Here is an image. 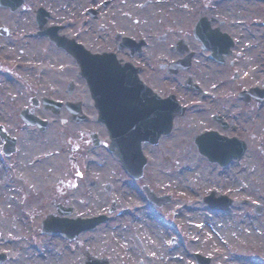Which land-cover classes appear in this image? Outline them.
Returning <instances> with one entry per match:
<instances>
[{
    "label": "rangeland",
    "instance_id": "374dc122",
    "mask_svg": "<svg viewBox=\"0 0 264 264\" xmlns=\"http://www.w3.org/2000/svg\"><path fill=\"white\" fill-rule=\"evenodd\" d=\"M50 1L52 4L46 3V0H23L22 7L13 13L0 6V23L13 21L16 27L28 26L32 12L40 5L50 11L49 21L59 18L68 21V10L75 11L87 2L94 3L89 0ZM207 1L194 0L188 8L181 9L183 16L189 21L199 13V9L209 13L205 4L210 6L212 2ZM217 4L220 11L221 5H232L231 16L236 17L233 20L237 22L227 27L235 30L236 26V31L242 32L238 38L240 44L249 38L259 45L254 53L249 54L246 46L237 44L235 50L240 49L241 52L240 72L246 77L241 75L233 81L241 85L243 78H247L245 80L250 82L264 83V36L259 28L254 39L250 35L260 22L255 17L251 20L255 21L251 24L253 29L247 27L248 19L257 12L245 8L247 3L244 0H222ZM29 6L32 8L29 9ZM192 10L194 14L188 12ZM5 51L0 52V66L5 67L3 64H6L10 71L0 73V122L19 137L20 155L17 158L5 157L1 153L0 140V174H5L0 184V251L7 254V259L1 264H82L87 253L105 256L112 264H195L192 251L209 256L210 264H264L261 235L254 240L259 246L249 245L254 237L247 231L225 234L226 240L222 239L218 246H213L209 243V233L202 230L201 224L188 220L187 215L181 221L177 217L187 206L188 210L200 209L205 215L222 213L226 225H235L247 219L261 226L264 233V148L258 152L249 151L243 158L220 168L200 156L193 144V134L207 123L203 124L200 120L178 123L169 139L165 138L161 144L151 146L147 151L148 163L142 180L151 184L158 193L171 194L169 202L156 206L143 194L138 185L141 179L132 180L108 156L85 152L77 155L74 150H69L72 130L64 121V111L43 132L20 120L16 113L23 104L28 106L29 103L23 100L25 89L20 80L18 82L20 71L14 67L16 59L6 57ZM12 62L11 66L8 65ZM237 63L232 65V69L239 68ZM226 66L202 58L199 70L217 76L223 74L221 70ZM8 78L12 80L7 83ZM227 92H231L228 87ZM239 103H230L231 111L240 112ZM38 112L43 116L49 114L41 109ZM244 121L241 117L236 120L240 126ZM70 154L76 156L71 165L67 163ZM248 157L254 165L246 171L244 180L242 170ZM106 182L112 185L109 193L103 188ZM185 188L194 194L192 200L180 194V189ZM211 189L216 193L227 192L235 201L226 210L210 209L201 197ZM241 197L248 198L249 203H242ZM113 201L114 210L109 212ZM56 202L70 205L71 216L85 217L107 212L108 219L82 231L73 239H66L60 233H41L40 220L48 212H56ZM254 202L263 205L260 214L253 212ZM183 228H188V231ZM44 250L51 251L54 261L48 263L46 257L40 258ZM30 255H33L32 259H29ZM147 255L152 258L150 261L146 260ZM224 257H229L230 262L224 263Z\"/></svg>",
    "mask_w": 264,
    "mask_h": 264
},
{
    "label": "flooded vegetation",
    "instance_id": "af4514ba",
    "mask_svg": "<svg viewBox=\"0 0 264 264\" xmlns=\"http://www.w3.org/2000/svg\"><path fill=\"white\" fill-rule=\"evenodd\" d=\"M92 1L98 4L95 12L85 3L75 11L68 10V21L59 23L58 33L68 40L67 47L58 45L45 34H37L35 21H29L28 26L21 28L13 21L3 22L8 29L5 34L0 30V52L6 49V57L17 61L18 82L20 80L25 89L23 100L29 103V111L39 113L41 109L49 113L48 116L53 117L48 119L49 126L59 116H53L45 108L42 98L50 96L61 103L60 112L64 111V121L72 130L69 150H74L77 155L90 151L116 157L114 150L120 145L111 142L107 125L135 123L142 118L137 115L143 112L137 113L132 107L152 104L154 97L162 101L170 96L183 106L182 113L173 118L174 125L184 124L186 120L205 122L207 124L199 131L212 129L222 140L237 138L243 144L242 156L264 148V133H258L264 132V98L258 100L253 95L240 98L237 93L240 88L263 83L243 78L244 83L239 85L233 81L239 78L238 72L235 76L231 73L236 61L241 67L240 52L235 50V45L242 35L236 26L235 30L227 27L237 22L231 16V4L221 5V11L217 3L205 4L209 13L199 9V13L187 21L181 9L194 3L189 0H174L170 8L166 6L168 0ZM244 1L247 3L245 8L257 12L248 19V29H253L251 24L255 21L251 20L256 17L260 22L256 29L259 28L264 36V0ZM188 12L194 14V10ZM198 22L223 33L216 40H231L229 52L222 61L212 57L209 47H202L203 41L213 37H200L195 29ZM98 54L107 59L100 61L95 58ZM76 55L84 57L81 64ZM202 58L227 64L221 70L223 74L213 76L210 72H201ZM184 59L188 60L186 65L182 63ZM109 71L114 72L116 79L107 78L104 82L93 77L92 89L90 74ZM137 79L140 81L138 88ZM227 87L231 91L229 94ZM238 101L241 111H231L229 104ZM74 106L78 109L75 112L71 109ZM149 114L152 115V111ZM240 117L246 120L241 126L236 122ZM121 129L118 132L125 131ZM142 148L150 149L151 144L143 142ZM19 155L16 152L7 156L17 158ZM69 159L75 160L76 156L70 154Z\"/></svg>",
    "mask_w": 264,
    "mask_h": 264
},
{
    "label": "water",
    "instance_id": "95a60500",
    "mask_svg": "<svg viewBox=\"0 0 264 264\" xmlns=\"http://www.w3.org/2000/svg\"><path fill=\"white\" fill-rule=\"evenodd\" d=\"M22 0H0V4L2 5H8L11 9H15ZM46 14V11L39 7L37 9V21L39 25L41 26L44 23V15ZM6 27L0 26V30H5ZM55 27H50L46 30H44L46 33L50 35V37H53L59 44L65 45L66 42L64 40V37L56 35L55 33ZM43 30L41 32H44ZM200 36H203L204 33L201 32L199 34ZM229 44L226 43V47ZM220 49H224L219 47ZM217 48V49H219ZM96 56V55H95ZM104 56V55H103ZM95 58H101L100 61L106 60L107 57H99L96 56ZM112 71L109 72H97L98 76L100 78H107L110 76ZM94 75V73H92ZM91 74V77H93ZM115 77H112V80H114ZM139 83H137V88L139 87ZM242 93V92H241ZM252 93V92H251ZM258 96L263 95L264 90L257 91L255 89V92ZM150 108L153 112V117L149 120L148 123H138L136 125H133V127L129 130L127 128V141L130 143L129 148L127 151H122L120 154V159L124 165V167L133 175V176H139L142 174V167L146 161L145 157L142 155L140 150V142L142 140H151L156 141L158 135L161 132H168L171 128V119L174 113L177 110V106L174 104V100L164 99L162 101H159L155 97L153 98V103L151 104ZM163 108L164 114H160L159 111ZM28 121L30 122H38L40 127H44L46 121L45 120H39L35 119L33 117L30 118V116H25ZM213 133H204L201 134V136H195V142L198 145V148L200 152L206 154L209 159L213 160H219L221 163L227 162L230 158L235 156L234 153H230L228 155H221L217 152H215V146L214 144H217L214 139H216L213 135ZM0 135L5 138L4 132L0 131ZM7 147L12 148L14 144L13 139H9L7 141ZM211 144H213V148L211 149ZM240 151L236 153V155H240ZM110 186L106 184V188L108 189ZM148 197L152 199L157 204H162L163 202L167 201L170 197L169 195H163V196H157L154 194L153 191L149 190L148 188H144ZM221 198V199H220ZM206 202L212 206V207H226L230 203V199L225 197L224 195L219 198H214L212 195L207 196ZM262 208L261 204H257L255 211L260 212ZM58 211L60 213H68L70 211V208H64L62 206L58 207ZM106 219V215L100 214L98 216H92V217H85V218H67V217H58L53 214H48L46 217L42 220V231L43 232H62L67 237H73L76 234H78L80 231L91 228L95 226L98 222ZM197 259V264H208L209 258L202 256L200 254L195 253L194 254ZM5 258L4 253H0V262ZM84 264H110L107 260V258H96L93 256L88 255L87 258L84 261Z\"/></svg>",
    "mask_w": 264,
    "mask_h": 264
},
{
    "label": "bare ground",
    "instance_id": "6f19581e",
    "mask_svg": "<svg viewBox=\"0 0 264 264\" xmlns=\"http://www.w3.org/2000/svg\"><path fill=\"white\" fill-rule=\"evenodd\" d=\"M44 1L45 0H41ZM174 0H168L166 6L167 8H170L173 6V2ZM191 2H194V0H189ZM46 3H51L50 0H46ZM68 3V2H67ZM234 19H236V17H234ZM241 19V18H239ZM255 34H257V29H255L250 35H252L251 37L254 39ZM246 51L249 52V54L254 53V51H256L259 48V45L257 44V41L255 40H250L249 38H246ZM253 162L250 160V158L248 157L247 159V167L244 168V170H242L243 174H244V180L246 177V171L248 169H251L253 167ZM227 171V170H226ZM225 173V172H224ZM5 178V174H0V184H2L3 180ZM188 189H180V194H183L185 197H187L189 200H192V198H194V194L191 192L187 191ZM139 215H142L141 212H139ZM184 215L188 216V220H192L193 222H196L198 224H201L202 230L204 232L209 233V243L213 246H218L220 244V241H222V239L226 240V237L224 236L225 234L229 235L232 234L233 232H237L238 231H243V232H248L249 235H252L254 238H252L251 242H249V245H254V246H259V243L254 241L255 238H257L256 236L261 235L262 236V240L264 242V233L262 232V227L259 225H255L254 222L252 221H248L247 219H242L240 220L239 223H236L235 225H226L225 224V218L223 216V214L221 213H209L207 215L203 214L200 209L197 210L196 208L194 209H187V206H184V208L178 213L177 217H180V221L182 219V217ZM209 217V221L206 220L205 218ZM184 231H188V228H183ZM52 240H54V238H52ZM54 243V242H53ZM51 252V251H50ZM47 250H44V252L40 255V258H44L46 257L48 263L54 261V258L52 257L53 255ZM44 255V256H43ZM19 257V255L17 256ZM33 258V255L29 256V259ZM223 262L224 263H229L230 262V258L229 257H224L223 258ZM235 262V261H234ZM235 263H238L237 261ZM178 264H181V262Z\"/></svg>",
    "mask_w": 264,
    "mask_h": 264
}]
</instances>
